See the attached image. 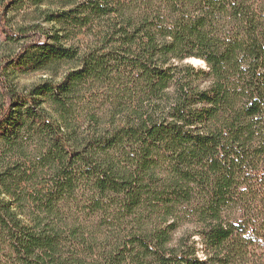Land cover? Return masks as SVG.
<instances>
[{
    "label": "trees",
    "instance_id": "trees-1",
    "mask_svg": "<svg viewBox=\"0 0 264 264\" xmlns=\"http://www.w3.org/2000/svg\"><path fill=\"white\" fill-rule=\"evenodd\" d=\"M0 264H264V0H0Z\"/></svg>",
    "mask_w": 264,
    "mask_h": 264
},
{
    "label": "rangeland",
    "instance_id": "rangeland-1",
    "mask_svg": "<svg viewBox=\"0 0 264 264\" xmlns=\"http://www.w3.org/2000/svg\"><path fill=\"white\" fill-rule=\"evenodd\" d=\"M186 63L192 64L195 67H201V68L206 67V64L203 61L198 60V59H190V60H187ZM42 78H44L43 75L34 74V75L23 77L20 80V83L22 86H29V85L39 82Z\"/></svg>",
    "mask_w": 264,
    "mask_h": 264
},
{
    "label": "bare ground",
    "instance_id": "bare-ground-1",
    "mask_svg": "<svg viewBox=\"0 0 264 264\" xmlns=\"http://www.w3.org/2000/svg\"><path fill=\"white\" fill-rule=\"evenodd\" d=\"M199 62V61H198Z\"/></svg>",
    "mask_w": 264,
    "mask_h": 264
}]
</instances>
